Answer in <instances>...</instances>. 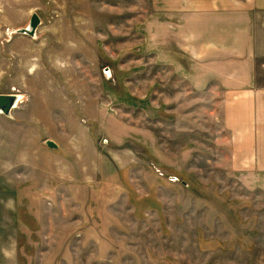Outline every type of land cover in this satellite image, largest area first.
I'll return each instance as SVG.
<instances>
[{"label": "rangeland", "instance_id": "obj_1", "mask_svg": "<svg viewBox=\"0 0 264 264\" xmlns=\"http://www.w3.org/2000/svg\"><path fill=\"white\" fill-rule=\"evenodd\" d=\"M34 14L37 38L14 32L29 28ZM258 48L257 83L264 85V44ZM58 81L86 94V148L94 156L86 177L85 165L82 176L73 168L72 190L57 192L32 189L30 180L19 182L24 189L8 185L21 172L11 152L3 156L0 264H264V233L250 254H209L198 245L208 223L194 210L209 196L203 181L221 195L252 198L264 231V89H193L179 74V0H0V93ZM40 94H33L35 109ZM95 99L134 128L135 138L116 153L129 147L139 164L133 177L144 178L140 167L152 171L150 185L113 177L111 166V178H95V156L116 149L93 119ZM29 105L20 101L12 111L27 125ZM3 117L0 132L15 133ZM71 191L77 201L64 199Z\"/></svg>", "mask_w": 264, "mask_h": 264}, {"label": "crops", "instance_id": "obj_2", "mask_svg": "<svg viewBox=\"0 0 264 264\" xmlns=\"http://www.w3.org/2000/svg\"><path fill=\"white\" fill-rule=\"evenodd\" d=\"M263 44L264 0H179V74L190 77L193 89L205 91L206 87L212 86L213 91L219 87L216 91L249 93L264 89V85L257 83V58L261 53L258 46ZM185 62L191 65L187 66ZM41 86L38 89L30 87L29 92L21 94V102L30 104V125L22 122L23 116L15 118L12 114V118L3 117L15 123L17 129L15 133H5L4 128L1 129L0 138L4 143H0V165L6 163L7 154L11 152L14 160L10 164L14 162L21 173H17L19 177L15 184L7 183L17 189L26 187H20L19 182L30 180L32 189H51L54 192L72 190L69 180L73 179V168L82 176L85 165L86 177L87 156L93 155L86 148L88 128L83 119L88 116L86 94L81 86L60 83ZM47 90L49 96L45 95ZM38 91L41 93L39 98L43 100L38 106L43 111L41 113L35 109L37 104L34 105L36 100L33 94ZM75 92L78 96L71 95ZM51 102L55 105L52 106ZM95 104L93 119L101 131L107 134L110 146L116 148L135 138L133 127L105 111L102 102L95 99ZM48 141L55 142L57 148L49 147ZM125 149V155L116 153L117 148L110 150L111 155H96L95 178L104 175L111 178L110 172L113 171V177L118 175L124 181L127 176L134 184L137 182V187L150 185L148 181L154 175L152 171L140 167L144 178L140 180L136 175L133 177L135 165L139 164L130 156L131 149ZM3 156H6V160ZM105 159H108V164ZM108 166H111L112 171L106 168ZM79 174L76 178L81 179ZM208 182L210 186H205L204 190L209 196L201 202L204 206L200 208L203 204L198 201V208L194 209L195 212L200 209L204 211L208 221L206 229L197 233L200 249L209 254H250L257 247V236L264 233L256 227L261 220V213L254 210L252 198H233L226 193L221 195L211 185V181H203ZM156 184L157 180L155 187ZM81 187L84 186L78 185L76 188L80 189V194ZM214 189L217 197L213 196ZM65 194L64 199L69 202L70 199L77 201L72 191L71 195L69 192ZM80 199L79 196V202Z\"/></svg>", "mask_w": 264, "mask_h": 264}, {"label": "water", "instance_id": "obj_3", "mask_svg": "<svg viewBox=\"0 0 264 264\" xmlns=\"http://www.w3.org/2000/svg\"><path fill=\"white\" fill-rule=\"evenodd\" d=\"M41 24L38 15L34 14L31 18L29 28H22L14 31L16 33L28 34L33 38L37 36V29ZM22 100V95L17 93H0V114L12 118V111L17 107L18 103ZM47 145L51 148H57L53 141H48Z\"/></svg>", "mask_w": 264, "mask_h": 264}, {"label": "bare ground", "instance_id": "obj_4", "mask_svg": "<svg viewBox=\"0 0 264 264\" xmlns=\"http://www.w3.org/2000/svg\"><path fill=\"white\" fill-rule=\"evenodd\" d=\"M36 38H37V36H36Z\"/></svg>", "mask_w": 264, "mask_h": 264}]
</instances>
